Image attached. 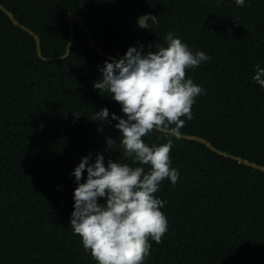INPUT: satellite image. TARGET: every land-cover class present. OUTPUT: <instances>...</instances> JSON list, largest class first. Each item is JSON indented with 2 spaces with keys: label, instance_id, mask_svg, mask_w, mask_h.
Returning a JSON list of instances; mask_svg holds the SVG:
<instances>
[{
  "label": "trees",
  "instance_id": "obj_1",
  "mask_svg": "<svg viewBox=\"0 0 264 264\" xmlns=\"http://www.w3.org/2000/svg\"><path fill=\"white\" fill-rule=\"evenodd\" d=\"M0 5L48 59L86 5L96 48L160 72L140 120L264 167V0ZM155 78L77 22L45 62L0 10V264H264V173L136 120L120 92Z\"/></svg>",
  "mask_w": 264,
  "mask_h": 264
},
{
  "label": "water",
  "instance_id": "obj_2",
  "mask_svg": "<svg viewBox=\"0 0 264 264\" xmlns=\"http://www.w3.org/2000/svg\"><path fill=\"white\" fill-rule=\"evenodd\" d=\"M0 10L6 14V16L11 20V22L21 28L23 31H25L26 33H28V35L32 36L34 41H35V44H36V51H37V56L42 59L43 61L45 62H52V61H55V60H64L66 58L69 57V54H70V50H71V47L73 45V41H74V22H77L80 27L85 31V33L87 34V39H88V44H89V47L91 49H93L95 52H97L98 54H100L102 57H104L105 59L109 60V61H112V62H115V63H118L119 65H122V66H136V65H147L148 67H150L151 69H153V71L155 72V82H154V85L151 89L149 90H138V89H133V88H126V89H123L121 92H120V97L121 99L124 101L127 109L130 111V113L132 114V116L140 121L141 123L145 124L146 126L152 128V129H155L159 132H163V133H168V134H171L173 136H176L180 139H183V140H188V141H192V142H198L200 144H203L204 146H206L210 151L216 153L217 155L221 156V157H224V158H228V159H231L233 161H236L237 163L239 164H243V165H246L250 168H253V169H256V170H259L261 171L262 173H264V167L262 166H259L255 163H252V162H249L247 160H244V159H241L239 157H236V156H233V155H230V154H227L225 152H222L218 149H216L215 147H213L209 142H207L206 140L202 139V138H199V137H196V136H190V135H183L181 133H178L177 131H174V130H171V129H165V128H162V127H157L151 123H147L145 121H142L140 120L135 112L133 111L132 107L130 106V104L128 103V101L125 99V93L127 92H136L140 95H151L155 90L156 88L158 87L159 85V82H160V72L159 70L157 69V67L155 65H153L152 63L146 61V60H136V61H129V62H125V61H121V60H118L116 58H113L111 56H109L107 53H105L102 49L100 48H96L94 46V43L92 41V36H91V33L89 31V29L87 28V26L85 25V23L83 22L82 18L86 17L87 14H88V8L86 7V5H82L80 7V10L79 12L77 11H73V12H70L67 14L66 16V20H67V23H68V27H69V38H68V44H67V49H66V53L65 55L63 56H60V57H55V58H44L42 56V53H41V47H40V40L38 38L37 35H35L31 30H29L28 28L22 26L13 16V14L11 12H9L6 8H4L2 5H0ZM148 20H152L153 22H156V18L153 14H148V15H144L142 17H140L137 21L139 27L141 28H146L147 27V21ZM142 40H149L151 42V46L153 48V39L150 35H147L145 36ZM142 42V41H141Z\"/></svg>",
  "mask_w": 264,
  "mask_h": 264
},
{
  "label": "bare ground",
  "instance_id": "obj_3",
  "mask_svg": "<svg viewBox=\"0 0 264 264\" xmlns=\"http://www.w3.org/2000/svg\"><path fill=\"white\" fill-rule=\"evenodd\" d=\"M14 15V14H13Z\"/></svg>",
  "mask_w": 264,
  "mask_h": 264
}]
</instances>
